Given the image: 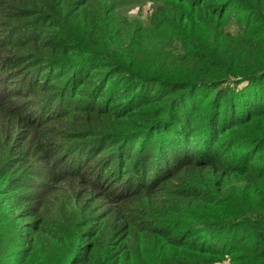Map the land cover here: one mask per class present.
<instances>
[{"label": "trees", "instance_id": "obj_1", "mask_svg": "<svg viewBox=\"0 0 264 264\" xmlns=\"http://www.w3.org/2000/svg\"><path fill=\"white\" fill-rule=\"evenodd\" d=\"M225 261L264 264V0H0V264Z\"/></svg>", "mask_w": 264, "mask_h": 264}, {"label": "rangeland", "instance_id": "obj_2", "mask_svg": "<svg viewBox=\"0 0 264 264\" xmlns=\"http://www.w3.org/2000/svg\"><path fill=\"white\" fill-rule=\"evenodd\" d=\"M151 3L150 2H148L147 4H145L144 6H143V11H142V17L144 18V19H147L148 17H149V15H150V13H151ZM138 11H134L133 12V14L135 15L136 13H137ZM220 264H228V262L227 261H225V262H223V263H220Z\"/></svg>", "mask_w": 264, "mask_h": 264}]
</instances>
